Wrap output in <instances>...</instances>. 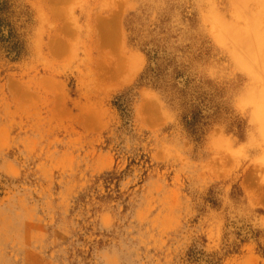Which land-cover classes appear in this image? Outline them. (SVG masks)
<instances>
[{
	"label": "rangeland",
	"instance_id": "1",
	"mask_svg": "<svg viewBox=\"0 0 264 264\" xmlns=\"http://www.w3.org/2000/svg\"><path fill=\"white\" fill-rule=\"evenodd\" d=\"M213 7L0 0V264H264V82Z\"/></svg>",
	"mask_w": 264,
	"mask_h": 264
},
{
	"label": "bare ground",
	"instance_id": "2",
	"mask_svg": "<svg viewBox=\"0 0 264 264\" xmlns=\"http://www.w3.org/2000/svg\"><path fill=\"white\" fill-rule=\"evenodd\" d=\"M230 1L232 20L227 19L215 7L211 9L208 20L212 34L222 45L231 47L244 70L253 78L264 82L258 75V71L264 74V0ZM253 104L256 118L264 129V94L254 99Z\"/></svg>",
	"mask_w": 264,
	"mask_h": 264
}]
</instances>
